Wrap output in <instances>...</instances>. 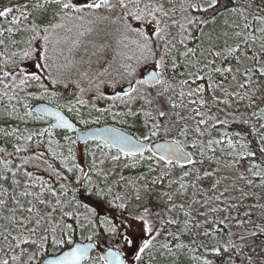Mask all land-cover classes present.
I'll return each instance as SVG.
<instances>
[{
    "label": "snow or ice",
    "instance_id": "obj_1",
    "mask_svg": "<svg viewBox=\"0 0 264 264\" xmlns=\"http://www.w3.org/2000/svg\"><path fill=\"white\" fill-rule=\"evenodd\" d=\"M108 49L114 64L80 71ZM57 129L78 134L62 144ZM145 166L135 179L118 171ZM261 201L264 0L0 8V264H264Z\"/></svg>",
    "mask_w": 264,
    "mask_h": 264
},
{
    "label": "rangeland",
    "instance_id": "obj_2",
    "mask_svg": "<svg viewBox=\"0 0 264 264\" xmlns=\"http://www.w3.org/2000/svg\"><path fill=\"white\" fill-rule=\"evenodd\" d=\"M113 18H115V17H113ZM99 27H100L101 29H103V28L106 27V25H103V24H102V25H100ZM115 47H116V46H115V44H114V42H113V49H114ZM113 49H108V50H106V51L103 52V53H98L96 56H91V61H92V63H91L90 66H89L88 64H80V65H78V68L80 69V71H85V70H87V71H89V72L92 73V74H95V73H97V72H102V71H104V69L107 68L109 64H114V60H115V58H116V52H115ZM91 51H95V50H94V49H91L90 46H89V53H85L84 50L81 49V50H80V53L76 56V59H77V60H80L81 57H84V59H88L89 56H90ZM114 66H115V65H114ZM146 67H150V65H149V66H146ZM110 71H111V69H110ZM143 72H144V71H143V69H142V70H141V74H143ZM75 78H77V77H76V75L74 74V75H73V79H75ZM84 86H86V82H85V85H84ZM59 91H60V93L62 94V96H63V98H64V99H61L60 103H64L65 100H67V99H74V93H75L76 90H75L74 86H72V87H69L68 89H64V88L60 87V88H59ZM86 98H88V97L86 96ZM35 103H36V102H35ZM98 106H100V107H104V106H106V104H105V102L101 101V102L99 103ZM81 111H82L83 115H84L85 117H87V115H88L87 111L84 110V109H81ZM217 114H218V115H221V114H219V113H217ZM70 115H71V116H74V113H72V114H70ZM221 118H223L222 115H221ZM108 119H109L108 121H111L112 123H115V122H113V121L111 120V118H108ZM76 120H78V119H76ZM78 121H79V120H78ZM118 125H119V124H118ZM31 126L35 129V128H37V127H41L42 125H40V124H32ZM81 126H84V125L81 124ZM232 127H235V126H232ZM83 128H85V127H83ZM60 130H61V129H60ZM229 130L232 131V128H229ZM56 131H59V130L57 129ZM62 131L65 133L64 135L70 136V134H71V135H72L71 137H73V139H75L76 135H75L74 133L67 132V130H66V131L62 130ZM64 135H63V136H64ZM218 135H219V132H216V131L213 132V136H218ZM56 139L60 140V142H61L62 144L66 143V141H64L63 137H62V138H59L58 134H57V136H56ZM8 150H9V151H12V148L9 146V147H8ZM41 150H45V149H41ZM81 150H83V144H82V142H81L80 144L77 145V156H78V159H80V157H81V155L79 154ZM45 151H46V150H45ZM48 155L50 156V154H48ZM15 162H16V163H19V160H16ZM50 162L54 163V166H56L58 169H63V166H62V164L60 163L59 160H53V159H50ZM105 167H110V165H106ZM29 170H32V169L29 168ZM64 171H65V173H66V170H64ZM118 171H119L120 174L124 175L125 177H127V178H129V179H135V178H137L138 176H140L142 173H145V172L147 171V168H137V169H135V168H123V167H120V168L118 169ZM38 174H39V175H42L46 180L49 179L48 173L45 172V171H41V172H39ZM66 174H67L70 178H71L72 175H73V174H71V173H66ZM53 182L55 183V181H53ZM211 183H212L211 179L205 181V182H204V187H208ZM55 186H56V187H59V184H56ZM129 193H130V190H129ZM245 202H246V203H250V202H252V201H245ZM5 214H6V213H5ZM101 214H104V213L102 212ZM222 214H223V213H221V215H222ZM117 217H118V216H117ZM236 230H237V229L234 227V228H233V231H236ZM76 235L78 236V235H80V233L77 232ZM101 247L103 248L104 245H102ZM94 250H95V249H94ZM94 250H93V251H94Z\"/></svg>",
    "mask_w": 264,
    "mask_h": 264
},
{
    "label": "trees",
    "instance_id": "obj_3",
    "mask_svg": "<svg viewBox=\"0 0 264 264\" xmlns=\"http://www.w3.org/2000/svg\"><path fill=\"white\" fill-rule=\"evenodd\" d=\"M7 2H8V0H0V7H3V6H5V4H7ZM9 6H11V5H9ZM36 101H34V103H35ZM70 115V114H69ZM73 117V116H72ZM76 120V119H75ZM109 120V119H108ZM78 123H79V125H80V127L81 128H83V127H85V126H81V124H80V122L78 121V120H76ZM103 121H101V123H102ZM109 122H111V121H109ZM116 125H118V124H116ZM24 125L23 124H20V127H23ZM118 126H120V125H118ZM30 127H32L31 125H30ZM245 128H247L248 126L247 125H245L244 126ZM33 128V127H32ZM34 129V128H33ZM59 131H57V134H58V136H59V138H62L63 137V135L65 134L63 131H62V129L60 130V129H58ZM133 131H134V129H133ZM228 131H230L231 132V130H229V128H228ZM137 135H139V132H137L136 133ZM70 136H72L71 134H70ZM80 155L82 154V150L80 151V153H79ZM139 168H146V166L145 167H139ZM135 169H137V168H135ZM157 188L160 190V191H166L167 190V180H165V183L164 184H162V185H158L157 186ZM262 203H264V201H261ZM250 203H252V202H250ZM250 203H244V206L243 207H241L240 209H239V213H240V216H241V218H243V212H244V210L248 207V205L250 204ZM6 212H2V211H0V215H3V214H5ZM237 213L235 212V211H233V213H232V215H236ZM103 215V214H102ZM115 215H117L118 216V213H116ZM222 215H224V214H222ZM254 218V217H253ZM70 222V221H69ZM98 228H100V229H102L103 228V226H98ZM103 235H105L106 236V233H102ZM77 240H81L80 239V235H76L75 236V241H77ZM68 246H70V245H65L64 247H63V249H65L66 247H68ZM62 249V250H63ZM49 253H51L52 252V249L51 248H49ZM57 251V253L59 252V251H61V249H57L56 250ZM97 251H99V249H95L94 251H92V253H91V255H93V256H95L96 255V252Z\"/></svg>",
    "mask_w": 264,
    "mask_h": 264
},
{
    "label": "water",
    "instance_id": "obj_4",
    "mask_svg": "<svg viewBox=\"0 0 264 264\" xmlns=\"http://www.w3.org/2000/svg\"><path fill=\"white\" fill-rule=\"evenodd\" d=\"M0 8H2V7H0ZM35 104H36L37 106H39L40 104H45V105H47V106L54 107V105H48V104H47V101H37ZM67 115L69 116L70 119L72 118L69 114H67ZM73 123L75 124L76 128L80 129L81 132L85 130V128L82 129V128L79 126V124L77 123V121H75L74 119H73ZM111 124H113V123L108 121V125H111ZM104 126H107V125H105V123L102 122V123H100L99 125H96V124H90V125L87 126V128H88V129H91V128H95V127H104ZM116 126H117V127H120V126H118V125H116ZM64 130H66V129H64ZM67 131H70V130H67ZM71 132H74V131H71ZM75 133H76V135L78 134L77 132H75ZM159 142L163 143L164 141H163V140H160ZM75 243H87V241L77 240V241H75ZM73 246H74V245H70V246L66 247L65 249L59 251L57 254H62V251L70 250V248L73 247ZM91 253H92V252H91ZM91 253H90V255H91ZM45 264H47V257L45 258Z\"/></svg>",
    "mask_w": 264,
    "mask_h": 264
},
{
    "label": "flooded vegetation",
    "instance_id": "obj_5",
    "mask_svg": "<svg viewBox=\"0 0 264 264\" xmlns=\"http://www.w3.org/2000/svg\"><path fill=\"white\" fill-rule=\"evenodd\" d=\"M151 67V66H150ZM143 71H144V69H143Z\"/></svg>",
    "mask_w": 264,
    "mask_h": 264
}]
</instances>
